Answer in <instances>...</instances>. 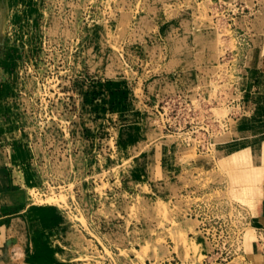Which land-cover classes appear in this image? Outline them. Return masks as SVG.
I'll return each mask as SVG.
<instances>
[{
    "label": "rangeland",
    "instance_id": "374dc122",
    "mask_svg": "<svg viewBox=\"0 0 264 264\" xmlns=\"http://www.w3.org/2000/svg\"><path fill=\"white\" fill-rule=\"evenodd\" d=\"M262 38L264 0H0V151L38 219L16 222L28 249L62 264H207L200 220H219L214 240L229 244L231 200L252 205L253 190L233 175L228 187L214 161L227 131L209 154L180 142L234 113L236 63Z\"/></svg>",
    "mask_w": 264,
    "mask_h": 264
},
{
    "label": "crops",
    "instance_id": "0c3cea01",
    "mask_svg": "<svg viewBox=\"0 0 264 264\" xmlns=\"http://www.w3.org/2000/svg\"><path fill=\"white\" fill-rule=\"evenodd\" d=\"M242 66L238 82L240 110L229 120L227 133L216 140L214 161L224 172L228 187L233 175V181L238 183L234 188L245 186L254 192L252 205L233 199L242 206L248 221L239 256L246 264H264V252L254 236L255 229L264 228V38L245 48ZM230 122L233 125L229 129ZM258 147L262 155L255 164L245 158L246 161L237 159V162L232 159L235 163L227 165L234 154L258 155ZM26 204L24 185L14 170H10L5 153L0 151V264H62L50 254H44L47 250L35 247L33 252L23 243L21 237L27 230L23 220H38L26 213ZM17 221L25 226L22 236L16 230ZM29 225L34 228L32 221ZM232 259L221 264H230Z\"/></svg>",
    "mask_w": 264,
    "mask_h": 264
},
{
    "label": "built area",
    "instance_id": "2783aa9c",
    "mask_svg": "<svg viewBox=\"0 0 264 264\" xmlns=\"http://www.w3.org/2000/svg\"><path fill=\"white\" fill-rule=\"evenodd\" d=\"M234 66V65H233ZM236 66L238 68L237 70V74H240L241 69H242V63L239 61L236 63ZM234 79V80H233ZM233 79L230 81V87L227 90V93L229 96H231V103L234 101L235 103L232 105V107H234V113L231 114V116L227 119V120H221V121H217V125L215 129H211L208 133H207V138L203 141H201L200 143L195 142V141H183L180 143L185 144V146H188L189 144H191L190 146L194 147L195 149L198 147V145L200 146V152L201 154H209L211 152V148H212V138L219 134L220 132L224 131L227 129L228 124H229V120L232 119L237 112H239L240 110V106H239V100H240V90L238 89V76H234ZM186 139L189 140V135L187 134ZM193 140V139H192ZM231 202L235 205L236 207V213L240 214V220H236V222H234V224H232L231 221V225L233 226V228L231 229V236H227V238L230 240L229 244L223 243V246L218 247L217 242L215 238L216 236V226L220 227V222L219 220H207L206 222H204L203 220H200V227H198L200 233L202 235H204L203 237L205 238H210L211 243L210 245V250L207 252V254H209L208 258L206 260L207 264H220L221 262H226L227 260H230L234 257H238L241 253H242V244H243V234L245 232V229L247 227V214L244 211V209L242 208L241 205L237 204L236 202L232 201ZM211 222V223H209ZM254 236L257 240V242L259 243V246L261 248V250L264 252V228H257L254 230ZM214 240V241H213Z\"/></svg>",
    "mask_w": 264,
    "mask_h": 264
},
{
    "label": "bare ground",
    "instance_id": "6f19581e",
    "mask_svg": "<svg viewBox=\"0 0 264 264\" xmlns=\"http://www.w3.org/2000/svg\"><path fill=\"white\" fill-rule=\"evenodd\" d=\"M227 129H228V127H227ZM227 129H226V130H227ZM226 130H224V131H226ZM222 132H223V131H222ZM246 190H247V189H246ZM253 193H254V192H253ZM235 195H236V194H235ZM233 262H234V261H232L231 263H233ZM234 263H235V262H234Z\"/></svg>",
    "mask_w": 264,
    "mask_h": 264
}]
</instances>
